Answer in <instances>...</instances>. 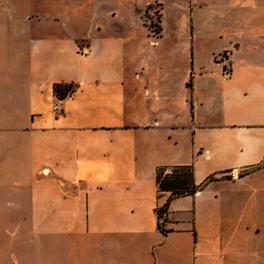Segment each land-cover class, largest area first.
Here are the masks:
<instances>
[{
    "label": "crops",
    "instance_id": "1",
    "mask_svg": "<svg viewBox=\"0 0 264 264\" xmlns=\"http://www.w3.org/2000/svg\"><path fill=\"white\" fill-rule=\"evenodd\" d=\"M175 166L214 180L163 232ZM257 171L264 0H0V264H264V215L224 199Z\"/></svg>",
    "mask_w": 264,
    "mask_h": 264
},
{
    "label": "trees",
    "instance_id": "2",
    "mask_svg": "<svg viewBox=\"0 0 264 264\" xmlns=\"http://www.w3.org/2000/svg\"><path fill=\"white\" fill-rule=\"evenodd\" d=\"M156 33L159 34L160 32L157 31ZM53 90L58 98L64 99L76 91V86L72 83H55L53 86ZM252 170L253 169L244 171L240 174V176H243ZM157 180L159 185V198H161L162 194L164 193L169 194L166 203L156 209L158 217V228L160 229V231L167 232L164 227L167 219H163L162 221H160V216L163 211L167 210L169 202L174 198L194 195L207 183L214 180V177L211 176L204 183L196 185L193 181L192 166H175L169 168L162 167L158 169Z\"/></svg>",
    "mask_w": 264,
    "mask_h": 264
},
{
    "label": "rangeland",
    "instance_id": "3",
    "mask_svg": "<svg viewBox=\"0 0 264 264\" xmlns=\"http://www.w3.org/2000/svg\"><path fill=\"white\" fill-rule=\"evenodd\" d=\"M173 12H170L172 14ZM186 14V21L187 23L191 22L189 10L185 11ZM146 21L148 23V28L146 34H149L152 38H156L158 34L156 33L157 27H159V18L157 16H150L146 17ZM157 26V27H156ZM157 30V31H156ZM160 32V31H159ZM220 55L216 56V60L222 62L220 59ZM264 178V172L257 171L253 175H251L248 179H245L244 182H240L236 185H231L227 187L225 190V197L224 199L231 202V213L232 215L237 214L236 204L244 202L245 205L248 207L249 218L252 221H258L260 215H264V193L259 191V186L262 183V179ZM169 194L164 193L162 194V199L168 198Z\"/></svg>",
    "mask_w": 264,
    "mask_h": 264
},
{
    "label": "built area",
    "instance_id": "4",
    "mask_svg": "<svg viewBox=\"0 0 264 264\" xmlns=\"http://www.w3.org/2000/svg\"><path fill=\"white\" fill-rule=\"evenodd\" d=\"M87 51H84V53ZM222 62H226L228 61V55L227 54H222L220 55L219 58ZM232 74V70L229 66H225L224 71H223V76L225 78H230ZM63 103V99L62 98H57L55 103H54V111L58 112L61 109V105ZM160 206H158L157 208H159ZM168 218V211L165 210L162 212L161 216H160V221H162L163 219H167Z\"/></svg>",
    "mask_w": 264,
    "mask_h": 264
}]
</instances>
